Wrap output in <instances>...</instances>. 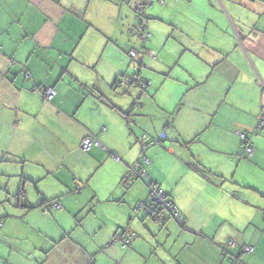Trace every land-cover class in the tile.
Masks as SVG:
<instances>
[{
  "label": "crops",
  "instance_id": "0c3cea01",
  "mask_svg": "<svg viewBox=\"0 0 264 264\" xmlns=\"http://www.w3.org/2000/svg\"><path fill=\"white\" fill-rule=\"evenodd\" d=\"M143 1L0 0V201L22 186L38 205L1 206L0 264H264V125L251 133L264 0H151L142 42L133 10ZM137 64L144 86L131 79ZM241 130L249 158L238 155ZM86 133L102 145L82 150ZM137 163L185 225L141 215L122 247L110 239L148 193L140 179L120 183ZM229 238L237 246L224 254Z\"/></svg>",
  "mask_w": 264,
  "mask_h": 264
},
{
  "label": "trees",
  "instance_id": "16d2710c",
  "mask_svg": "<svg viewBox=\"0 0 264 264\" xmlns=\"http://www.w3.org/2000/svg\"><path fill=\"white\" fill-rule=\"evenodd\" d=\"M150 2H151V0H147V1H143V2H135V4H134V20H135V9H136V5H137V3H141V4H143L144 5V15H145V17H146V23H147V15H146V11H145V9H146V6L148 5V4H150ZM135 22V21H134ZM135 27V26H134ZM135 29H136V27H135ZM147 29V28H146ZM148 30V29H147ZM138 31V30H137ZM139 32V37L142 39V42H144L145 40H147L148 38H149V35H150V33L148 34V36L147 37H145V38H143L142 37V34L140 33V31H138ZM144 49V48H143ZM136 51V50H135ZM139 76V79H140V81H142L143 79L140 77V75H138ZM132 80H134L135 81V79H134V77H132L131 78ZM139 83V82H138ZM42 87V86H41ZM40 87V88H41ZM260 109H261V107H260ZM260 109H259V111H258V113L260 112ZM256 121H257V116H256V119H255V125H256ZM264 125V124H263ZM262 125V126H263ZM261 126V127H262ZM258 130H260V128L258 129ZM258 130L257 129H255V126H254V128L251 130V133L252 134H256L257 132H258ZM241 131H244L245 133H246V137H247V141H248V143L252 146V152H253V144H252V140H251V138H250V136H251V134L250 135H248L247 134V131L246 130H241ZM240 132V131H239ZM238 132V133H239ZM86 135H92V136H94V137H96L97 138V136L96 135H94V134H92V133H86L84 136H82V138H81V140L86 136ZM98 139V138H97ZM81 140H80V142H81ZM154 141H153V143L154 142H156V140L155 139H153ZM92 146H99V145H94V144H92L90 147H92ZM239 146H240V151L238 152V155L239 156H241V157H246V158H249V156L252 154V152L251 153H248V152H246L245 151V149H244V147L241 145V143H240V138H239ZM79 147H80V145H79ZM89 147V148H90ZM81 148V147H80ZM89 148H87V149H83V148H81L82 150H84V151H87ZM109 151V150H108ZM107 151V152H108ZM142 153V155H145L143 152H141ZM109 154L114 158V154H117L116 152H114V151H109ZM118 155V154H117ZM119 156V155H118ZM147 158H148V156L147 155H145ZM120 157V156H119ZM114 159H116V158H114ZM117 159H119V158H117ZM141 160H143L142 159V156H141ZM150 160H149V158H148V162H149ZM148 162H146V163H148ZM141 165V163H137L136 165ZM136 165H135V167H136ZM142 166V165H141ZM190 166L193 168V169H195L196 171H198L200 174H202L203 176H206V177H209L210 176V171L209 170H207L203 165H201V164H199L198 162H192V163H190ZM144 168V167H143ZM130 168H127V170L124 172V174L122 175V177H121V180H120V183H121V185H122V187H124V188H128L129 186H130V184L134 181V180H137V179H140V180H142L147 186H148V193H147V195H146V197H144V198H138L137 200H135L134 202H133V204H132V206H131V212H130V215H129V217H128V219H127V221H126V223L125 224H123V225H121L120 227H119V230H117L116 232H114V234L112 235V239H110V242H112V241H117V242H119V244H120V241L119 240H114L113 238H114V236L115 235H119V236H121V238H125V237H127V234H126V232L127 231H130L131 233H132V237H131V239L128 241V245H130L131 244V242H132V240H133V238L135 237V231L131 228V226H130V222L132 221V220H134V219H136V218H139V216H141V215H143V216H145V215H150V216H152L155 220H159V213H165V214H167V216L168 215H170L173 219H175L177 222H179V224H181L182 226H184L185 225V223H184V215L179 211V209L177 208V206L174 204V202H173V199H172V197L155 181V180H153L151 177H150V175L148 174V172L145 170V175L143 176V178L141 179V178H136V179H134V180H132V181H130V182H128V181H126V175L128 174V172L130 171L129 170ZM145 169V168H144ZM148 180H151L152 182H154L155 184H157L158 186H160L164 191H165V193H166V196H167V198H170L171 199V203L167 206V207H164L163 205H157L155 208H151V210H147V209H144V208H138V203L140 202V201H143V202H146V200L149 198V185H148ZM24 189V187H20V191H18V192H14L13 194H12V196H9L8 198H5L3 201L1 200L0 201V203H1V205L2 206H4L5 205V203L6 204H8V205H16V206H19V205H23V206H25V207H32V206H38L37 204H31V202L28 200V199H25V195L24 194H21V193H23L22 192V190ZM53 203H57V206L56 207H58L59 206V204H58V200H49V205L50 206H53L52 204ZM4 204V205H3ZM49 205L48 206H46V205H39L40 207H42L43 209V211L45 212V211H47L48 210V207H49ZM173 206H174V208H173ZM55 207V206H54ZM3 208H6V205L3 207ZM174 210H176L177 211V213H179L180 214V216H181V219H178L175 215H174ZM229 240H233V243L232 242H230L229 243ZM245 244H248V245H250L251 246V249L250 250H243L242 249V246L243 245H245ZM128 245H126V246H128ZM120 246H121V244H120ZM225 250H224V254L227 252V251H229V250H232V249H234L236 246H237V243H236V241L233 239V238H229L227 241H226V244H225ZM238 249L239 250H241V252H251L252 250H253V245L252 244H250V243H244V244H241V245H239L238 246ZM228 253V252H227ZM229 258H231V259H233V262H234V264H239V260H238V258H233L232 256H230ZM89 264H90V262H89Z\"/></svg>",
  "mask_w": 264,
  "mask_h": 264
},
{
  "label": "built area",
  "instance_id": "2783aa9c",
  "mask_svg": "<svg viewBox=\"0 0 264 264\" xmlns=\"http://www.w3.org/2000/svg\"><path fill=\"white\" fill-rule=\"evenodd\" d=\"M160 2H162L163 0H159ZM135 27L138 31H140V33L142 34V37L145 38L148 36L149 31L146 29L147 28V23H146V17L144 15V5L141 3H137L136 5V9H135ZM129 54L130 56H134L136 54V51L134 49H130L129 50ZM24 75L28 76V72L24 71ZM135 80L137 82H139L140 86H144V84L146 83L145 80L140 81L139 76H137L135 78ZM262 84V88L264 91V81L261 82ZM40 89V93L43 96L44 99L46 100H50L52 95L55 93V88L53 85H46V86H42ZM264 124V96L262 98V102H261V109L260 112L257 114V121H256V125H255V129H259L261 128V126ZM238 136L240 138V143L241 145L244 147L245 151L248 153L252 152V146L248 143L247 141V137H246V133L244 131H240L238 133ZM142 138L145 139V135L142 134L141 136ZM153 139H148V140H144L141 144H142V148H145L146 146L150 145L153 143ZM92 144L94 145H102L101 142L99 141V139H97L96 137L92 136V135H86L80 142V147L83 149H87L89 148ZM142 159L144 162H148V158L145 155H142ZM114 158H119V156L117 154H114ZM130 171L128 172V174L126 175V181L130 182L136 178H143V176L145 175V169L141 166V165H136L135 166H131ZM148 185H149V198L146 200V202L140 201L138 203V208H144L147 210H151V208H155L157 205H163L164 207H167L170 203H171V199L167 198L165 191L158 186L157 184H155L154 182H152L151 180H148ZM53 206H57V203H53ZM174 208V206H173ZM174 215L178 218L181 219V216L179 213H177L176 210H174ZM127 237L125 238H121V236L119 235H115L114 236V240H119L120 244L122 247H125L126 245H128V241L131 239L132 237V233L130 231L126 232ZM232 242L233 240H229V243ZM243 250H250L251 246L248 244H245L242 246Z\"/></svg>",
  "mask_w": 264,
  "mask_h": 264
},
{
  "label": "rangeland",
  "instance_id": "374dc122",
  "mask_svg": "<svg viewBox=\"0 0 264 264\" xmlns=\"http://www.w3.org/2000/svg\"><path fill=\"white\" fill-rule=\"evenodd\" d=\"M145 69V68H144ZM133 72H136V69L134 68V70H133ZM145 135V134H144ZM142 136V135H141ZM140 136V139H144V138H142ZM245 172V171H244ZM244 172H242L243 173V177H246V178H249V179H252V180H257V175H256V173H253V172H247V173H244ZM241 173V174H242ZM12 178V177H11ZM16 190H14L12 193H9V194H11L10 196H12V194L15 192ZM3 198H5L4 196H3ZM83 198H84V196H83ZM84 199H86V197L84 198ZM72 204H74V202L72 201ZM1 204H0V208H1ZM5 206V205H4ZM72 207H76L75 205H73Z\"/></svg>",
  "mask_w": 264,
  "mask_h": 264
},
{
  "label": "water",
  "instance_id": "95a60500",
  "mask_svg": "<svg viewBox=\"0 0 264 264\" xmlns=\"http://www.w3.org/2000/svg\"><path fill=\"white\" fill-rule=\"evenodd\" d=\"M134 26H135V22L133 23V28H135ZM143 66L144 67H147L146 64H143ZM135 69H136V72H133L134 79L139 75V72H140V69H141V65L137 64L136 67H135Z\"/></svg>",
  "mask_w": 264,
  "mask_h": 264
},
{
  "label": "bare ground",
  "instance_id": "6f19581e",
  "mask_svg": "<svg viewBox=\"0 0 264 264\" xmlns=\"http://www.w3.org/2000/svg\"><path fill=\"white\" fill-rule=\"evenodd\" d=\"M112 239V238H111Z\"/></svg>",
  "mask_w": 264,
  "mask_h": 264
}]
</instances>
